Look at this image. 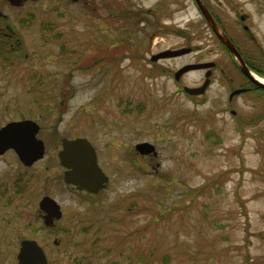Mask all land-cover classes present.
<instances>
[{
  "label": "rangeland",
  "instance_id": "374dc122",
  "mask_svg": "<svg viewBox=\"0 0 264 264\" xmlns=\"http://www.w3.org/2000/svg\"><path fill=\"white\" fill-rule=\"evenodd\" d=\"M4 2L29 55L0 59V126L35 119L46 155L28 170L14 152L0 158V264H19L22 239L38 240L48 264H264V91L230 102L252 82L196 3ZM207 2L223 32L264 52V0ZM159 6L167 28L155 36L128 17ZM182 47L191 51L159 56ZM245 53L264 77V53ZM206 61L219 67L205 98L194 99L181 87L202 85L205 72H185L180 83L174 72ZM80 136L109 176L97 194L64 181L61 138ZM143 141L158 154L139 153ZM45 195L63 210L52 228L41 216Z\"/></svg>",
  "mask_w": 264,
  "mask_h": 264
},
{
  "label": "water",
  "instance_id": "95a60500",
  "mask_svg": "<svg viewBox=\"0 0 264 264\" xmlns=\"http://www.w3.org/2000/svg\"><path fill=\"white\" fill-rule=\"evenodd\" d=\"M11 3L20 5L26 0H9ZM199 6L207 19L210 26L213 27L219 38L230 49L232 54L237 58L241 70L254 83L264 87V81L255 77L249 66L246 64L242 55L232 43L230 38L224 34L218 23L211 16L210 12L201 0H198ZM191 48H181L177 50H168L159 54V56H173L187 53ZM155 56L154 58H158ZM215 65V62L207 63H191L182 67L176 72V77L180 76L190 70L203 67H210ZM211 71L206 73L207 79L201 87H189L185 89L190 93H202L205 91L209 82V75ZM238 89L232 92L231 96L243 91ZM40 126L33 120H23L8 123L0 129V153L4 152L8 147H14L19 152L22 160L28 164L35 159L41 157L44 152V142L36 137ZM64 149L60 152L61 162L68 169L65 172L66 181L74 183L79 189H87L90 192H99L106 187L109 180L108 176L98 164L97 154L92 143L84 137L76 139H63ZM137 150L142 154H157L156 147L150 142H141L136 146ZM40 208L45 212L44 221L48 226H52L56 219H60L63 215L61 205L59 202L50 197L45 196L40 201ZM19 264H47L48 257L44 248L35 239H24L21 243L20 251L18 253Z\"/></svg>",
  "mask_w": 264,
  "mask_h": 264
},
{
  "label": "flooded vegetation",
  "instance_id": "af4514ba",
  "mask_svg": "<svg viewBox=\"0 0 264 264\" xmlns=\"http://www.w3.org/2000/svg\"><path fill=\"white\" fill-rule=\"evenodd\" d=\"M6 1V0H5ZM29 1H37V0H28L26 2ZM75 1H81L86 2V0H73ZM202 1V0H201ZM208 0H203V2L207 5V7L209 8V10L212 12V14L214 15V17H216L218 24L220 25V27L224 28L223 24H222V20L219 17V15H217V13L211 8V6L209 5V3L207 2ZM25 2V3H26ZM160 3V2H159ZM5 6H10L12 9L17 8L20 9L23 5L21 6H16V5H12L10 4L8 1L4 2ZM161 4V3H160ZM114 7V5H113ZM161 7L164 8V6H159L156 8H149V9H139V12L136 9H133V12L138 13V15L142 14V21L141 23L146 24L148 26H151L153 28V36L157 35L158 32H160L162 29L161 28H165L166 25L159 19H156L155 17L158 16L160 13H162ZM133 12L130 13L128 16H132ZM124 15V14H123ZM125 16V15H124ZM8 17L9 14L4 13V11H2L0 9V59L3 60L5 59L7 56L9 58L10 61H13L16 58H19L22 56V53L25 52V56H28L29 53L25 50V41L23 40L22 36L19 33V30L17 31L14 27L13 24L7 22L8 21ZM140 17V16H139ZM245 19V17L243 16L242 19ZM246 28V25H245ZM244 30H248V27ZM225 29V28H224ZM226 34L230 37V39L233 41V43L239 48V50L241 51V47H240V43L238 42V40L235 38L234 35H231L227 30H226ZM218 64L216 65V67H214L212 69V78H213V74H214V70H216L215 68H218ZM203 70L204 72H206V69H200ZM251 84V83H250ZM249 86V85H247ZM254 86H249V88H253ZM9 152H14L13 149H9L6 151V153H4L3 155H0V158H3L7 153ZM27 170L32 168L33 166H24ZM1 177V175H0Z\"/></svg>",
  "mask_w": 264,
  "mask_h": 264
},
{
  "label": "trees",
  "instance_id": "16d2710c",
  "mask_svg": "<svg viewBox=\"0 0 264 264\" xmlns=\"http://www.w3.org/2000/svg\"><path fill=\"white\" fill-rule=\"evenodd\" d=\"M169 28V30H171V31H177L176 30V28L174 29V28H172V27H168ZM171 28V29H170ZM162 32V31H161ZM258 44V43H257ZM256 44V45H257ZM221 45L223 46V48H226L222 43H221ZM254 45V47H248L247 46V48H243V46L244 45H240V47H241V52H242V54H243V56H244V58H245V60H246V62L249 64V65H252V64H250V61L252 60L253 61V59H254V57H251V56H249V54H247V53H245L246 51H250V49H255L256 50V52L258 51V53L257 54H260V55H263V51H262V49H260L259 47H258V45L255 47V44H253ZM256 54V53H255ZM252 63V62H251Z\"/></svg>",
  "mask_w": 264,
  "mask_h": 264
},
{
  "label": "bare ground",
  "instance_id": "6f19581e",
  "mask_svg": "<svg viewBox=\"0 0 264 264\" xmlns=\"http://www.w3.org/2000/svg\"><path fill=\"white\" fill-rule=\"evenodd\" d=\"M256 77H258L260 80L264 81L263 77H260L259 75L256 74Z\"/></svg>",
  "mask_w": 264,
  "mask_h": 264
}]
</instances>
